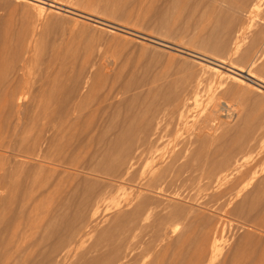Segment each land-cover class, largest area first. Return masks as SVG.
Segmentation results:
<instances>
[{
  "label": "rangeland",
  "instance_id": "obj_1",
  "mask_svg": "<svg viewBox=\"0 0 264 264\" xmlns=\"http://www.w3.org/2000/svg\"><path fill=\"white\" fill-rule=\"evenodd\" d=\"M36 1L39 2L36 3ZM197 1L201 0H0V134L4 132V136L7 135L5 136L7 140L4 142L3 136L0 135L2 147L5 148H2L0 143V210L5 208L7 201L20 200L22 188L26 184V186L35 184L37 187L51 180L54 186L68 187L76 186L75 184L85 185L87 181L103 187L107 183L110 185L113 183L104 177L98 178L79 172L81 170L77 172L70 171V169L62 170L55 166V163L48 162L52 163L51 165L44 163L46 156L44 154L47 152L44 150V145L47 141H54L53 145L49 141L52 147L48 145L53 151H51L52 155L58 154L60 149V153L66 152L63 148L70 147V142L76 139L74 133H79V128H81L79 124L75 125L77 132L73 123L70 124V128H68L69 125L65 128L63 126V130L62 126L55 124V127L52 126L49 133L47 132L46 138H42L41 144L43 145L40 144L42 147L39 145L37 149L34 145L36 140L33 138L38 137L36 134L41 131L46 117L63 113V107L66 104L64 99L76 79L80 78V83L86 84V89L84 88V91L79 94L82 98L78 97L75 102L76 106H79L85 98L90 100V103L95 99V102L96 97H99L103 90L111 87L113 83L125 85V83L129 84V81L130 83L147 82L166 91L170 89L169 91L182 95L188 90L189 96L184 95L186 100L181 108L178 107L180 110L174 109L175 111L166 117V122L164 120L163 125L165 126H162L161 132L164 141L161 140V144L158 142V145L157 143L155 145V148L158 146L160 149L157 148L156 151L154 147H150L151 144L146 143L144 146L138 141L130 143L131 147L129 143L126 144L128 149H133V154L131 153L129 159L133 157L136 162L137 168L135 167L132 173L135 175L134 181L129 184L125 181L120 182L122 190L113 192L112 199L108 200L109 203L105 202L99 207V213L92 222L93 226L85 236L86 239L84 238L85 247L88 249V245L89 248L94 246L101 232L112 224L124 206L129 204L135 206L141 202L144 198L143 194L146 195L148 192L145 191L148 188L147 185L157 181V178L163 175L162 173L175 158L174 156L184 157L182 160L180 158L182 164L193 160L191 157H194V152L201 145L197 141L195 143V140L204 126L205 116L207 117L215 108L219 111L227 104L230 105L228 113L220 110L217 115L219 118L209 123L208 129L205 130L209 136L208 150L205 155L210 153L209 157L213 154L217 157L218 154L221 156L220 160L222 157L227 158L226 160L222 158L224 165H220L221 161L213 160V156L212 159L210 158L213 163L210 164L215 168L211 167V173H209L210 170L203 169L198 162L197 164L191 162L196 166L185 172L179 180H175L162 190L148 192L147 196L162 202L165 200L167 202V199L171 200L170 202L177 204L175 206L182 205L180 208L184 211L180 219L182 221L179 220L182 230L170 237L163 235L160 238L165 241L163 247L171 242L174 244L177 240L182 241L183 238L188 240L191 238V243H193L191 250L202 256L198 254L199 264H264V215L260 213V219L257 213L262 209L259 208L258 211L254 209L255 213L250 206H256L257 201L264 202V192H262L264 191V89L261 88L264 87V0H228L230 3L227 0H215L218 3L216 2L214 7V4H211L214 0L203 1L201 7L196 5ZM35 4L39 6L36 7ZM213 45L223 46L222 50H215ZM232 72H237L245 83L240 86L230 81L229 77L235 76ZM14 82L16 84H12ZM245 84L248 85L244 86ZM12 85L14 87L9 89ZM257 88L260 91L255 90ZM17 89L21 95L25 94L24 100L20 101L24 103L19 104L17 101L20 96L17 94ZM14 100L18 105L13 103ZM8 105L15 107L10 108L11 106ZM94 108L96 109L92 104L88 111L94 113ZM19 109L26 111L20 113ZM80 114L82 113L72 111L69 119L74 122L80 120ZM182 115H186V118ZM244 116L250 122L248 125ZM18 117H21V120ZM244 125L250 128L249 130H253V134H246ZM239 137L241 140L237 139ZM44 139L48 140L44 142ZM64 142L68 144L66 143L65 146ZM63 143L64 146H62ZM28 145L31 147L28 150L29 155L26 151L28 148H24ZM9 146L13 149L9 150L7 148ZM45 147L48 148L47 145ZM23 148L26 153L21 151ZM31 149L34 150H32L33 154L36 150L38 151L35 152V157ZM17 150H20L22 154H19ZM220 151H223L221 152L223 156ZM223 153L228 155L225 154V156ZM38 154L42 156L43 162ZM79 154L77 152L73 156L79 157ZM66 155L69 159L74 158L68 153L62 154V157L61 155L56 157L65 158ZM78 157H76L77 160ZM83 158L82 156L81 159ZM129 159L126 166H128ZM40 165L45 170L39 171L43 169ZM170 173H167L169 179L172 177ZM137 196L142 197L139 199ZM47 206L49 207V204ZM158 211L147 214L145 222L130 232L129 236L132 240L134 239L132 243L138 239L133 244L140 247L141 242L147 243L145 246L137 247L136 253L140 258L138 259H142L141 262L138 260L137 264H152L155 255L161 253L153 243L158 239L156 229L152 228L158 219ZM0 219L2 230L7 226L8 220L2 218L1 215ZM45 222L39 221L36 225H48ZM22 227H18V230L24 229L23 225ZM14 230L17 231L15 227ZM152 231H155L157 235ZM27 235H25L26 239L29 237L33 239L34 234ZM37 236H34L32 242L39 240L40 236ZM200 244L204 246L198 247ZM46 245L38 246L39 250L36 251L45 249ZM138 248L141 249L140 253ZM83 250L78 251L77 255L74 254L70 261L71 264H76ZM203 250L205 253L202 252ZM194 251L192 252L196 255ZM247 253H254V255L249 256ZM98 255H100L98 252L91 254L93 257Z\"/></svg>",
  "mask_w": 264,
  "mask_h": 264
},
{
  "label": "bare ground",
  "instance_id": "obj_2",
  "mask_svg": "<svg viewBox=\"0 0 264 264\" xmlns=\"http://www.w3.org/2000/svg\"><path fill=\"white\" fill-rule=\"evenodd\" d=\"M203 1H205V0H201L199 2L197 1L196 5L197 6L199 5V7H201L200 5ZM27 2H29V1H27ZM37 2H39V1H36V3ZM216 2L217 1L214 0V2L211 3V4H214L213 7L215 6ZM227 2H228V0H227ZM228 3H230V2H228ZM32 4H34V2ZM42 4L45 5V3H42ZM206 5H208V4H206ZM35 6H36V4H35ZM38 6H36V7H38ZM40 7L44 8V6H40ZM199 7H197V8H199ZM231 7H234V6H231ZM183 8H185V7L183 6ZM190 8H192V7H190ZM38 9H40V8H38ZM211 10H213V8ZM230 10H232V9H230ZM181 13H183V12H181ZM220 15H221V13H220ZM222 47L223 46H221V45H213V48H215V50H218V51L222 50ZM21 67H24V66H21ZM214 70H217V69H214ZM238 72L243 73L242 71H238ZM68 74H69V72H68ZM232 74H234L235 76L229 77L230 81L237 83L240 86H241V84L245 83L243 80H241V76L237 72H232ZM247 76L251 77L252 79L259 81L258 79H256L253 76H250V75H247ZM97 80H99V79H97ZM96 82H98V81H96ZM117 82H115V83H117ZM140 82L139 83L138 82L130 83V81H129V84L125 83V85H123V84L117 85V84L113 83V84H111V87L107 88L106 90H103L101 95L99 93H97L100 96L96 97L95 102H94L95 99H93V98H92L93 101H91L92 103H90V100L85 98L82 103L80 101H78L81 104H79L77 102V104H79V106H76L75 102L78 100V97H80V95H79V94H81L80 92L84 91L83 90L84 88L86 89V87H85L86 84L85 85H83L84 83L81 84L80 78H78L74 81L73 86L69 89V91L66 95V99H64L65 100L64 103H66V104L63 107V111H62L63 113L60 112L61 114L59 113L57 115L54 114L51 117H49V116L46 117L47 119H45V120L47 122L45 123V120H44V122L42 124L43 127H41L42 128L41 131L40 132L38 131V134L39 133L40 134L39 135L36 134L38 137L35 136L37 139L33 138L36 141H34L32 139V141H34V143H35L34 145H36V147L39 146L43 141L42 138L43 137L46 138V135H48V133H49V129L52 126H54L55 124L62 126V130H63V126H64V128L67 127L66 125H69L68 128H70L71 123L74 124L73 126H74V129L76 130L77 126H75V125L79 124L81 127V128L78 127L79 133L77 132L78 129L76 130V132L78 134L74 133V134H76V139L72 142H70L71 140H69V141L67 140L68 142H70V144H69L70 147H67V148L64 147L63 149H64V151H66L64 153L65 154L68 153V155L73 156V155L77 154V152H78V154L79 153H81V154H79V157L76 155V156H73L74 158H71V159L67 158L68 157L67 155H66V157L63 156L65 158H61L62 154H64V153H60L61 149L59 148L60 154L57 152L58 154L55 153L56 155H52L53 151L51 148L48 147V145L50 146V143H51V145H53L54 141L53 140L50 141L48 139H47L48 140L47 141L44 139L45 140L44 142L47 141L46 145L48 147V148H46L45 147L46 145H44V150H45V152L47 151L46 153L44 152L45 153L44 155H46L44 157V159H45L44 163H46L47 165L48 164L51 165L52 163L53 164L55 163L56 164L55 166L61 168L62 170L63 169H65V170L70 169V171L74 170L76 172L81 170L79 172L87 173L90 176H94V177H98V178L104 177L113 183L111 185L109 183H107L109 185H107V184L105 185L103 183L105 186H103V187L100 186L102 188L98 187V185H96V184H92L91 182H90L91 183L90 184L87 181L86 182L88 184H86V182H85V185L75 184L76 186L71 185V186L65 187L63 185L64 187H60L58 185L59 181L57 184L58 186H54L51 183V180H49L50 182H46L42 185H38L37 187L35 186V184H34V186H32L33 185L32 183H30V184H32L30 186L29 185L26 186L27 184L25 185L26 187L21 186V187H23L22 188L23 192L21 191L22 195H21L20 200L14 199L17 202H15L14 200H13L14 202L13 201H11V202L7 201L8 204L6 202L5 208L3 207L2 210H0L1 217L8 220L7 226L4 227L2 230H1V226H0V264H71L70 261L72 260L74 254L76 253V255H77L79 253L78 251H80L82 249H84V250L81 252L80 256H78L79 259L76 262V264H137V263H139L138 260L140 259L138 257L139 255H137V253H136L137 247H139V246L137 244H133L135 241L133 243L131 242L134 239L132 240L129 235H130V232H132V230L135 227L141 226L143 224L142 222H145L144 220H145V216L147 214H150V213L154 212L155 210H159L158 211V219L156 221V224L152 228L156 229V233L158 234V239L155 238L156 240H154L153 243H154V247L159 248L158 249L159 253L160 252L161 253L159 254L157 252L159 255H155L156 257L154 258V261L152 264H199L200 263V257H199L200 254L198 252L196 253V251H194V250H191V245L193 244V243H191V238H189V240H190L189 241L188 239H185L182 237L183 238L182 241L177 240V241H175L176 243H174V244H172V242H171V244H169L165 247L162 246L165 241L160 240V238L163 235L166 237H170V235L171 236H172V234L175 235V233L180 232V230H182L181 226H180L181 225L180 221H182L180 219H181V216H183L182 215L183 210L180 208V206H182V205L179 206V204H178V206H175L177 204L170 202L171 201L170 199H169L170 201H168V199H167V202H166V200L164 202H162L161 200H153L147 196L148 195L147 193L151 192L153 190L156 191V190H162L163 188H167L175 180H179L185 172L191 170L194 166H196V165L192 164L191 162H196V164L198 162V164L203 166V169H206L208 171L211 169V167L212 168L214 167L210 164V163H213L211 161V159L214 156V154L211 155L210 157H209L210 153L208 155L207 154L205 155V153L207 152L206 150H208L207 149V143H208V139H209L208 138L209 136H208V134H206L205 130L208 129L207 126L209 123L215 121V119L218 117L217 115H218L220 110H222L225 113H228V111L230 110V105L228 106L227 104H226V107H222L221 109H219V111L216 110V108H215V110L213 112H211L207 117L205 116V121L203 123L204 126H202V128L200 129V133L197 135V139L195 140V143L198 142L201 145L199 146L198 150L196 152H194V157H191V158H193V160L191 162L189 161L185 164H182L183 162L180 163L181 157L179 158L178 156H174L175 158L170 162V164L168 166L166 165L167 168H166V170H164L165 172L162 173L163 175L160 178H157V181H155V182L153 181L148 185L145 184L146 188L148 186V188L145 189V191H148V192L146 193V195L143 194L144 198H142L141 202L139 204H136L135 206H132V204L124 206V208H122L123 210L119 211L120 212L119 215L112 222V224L111 225L109 224L110 226H108V228H106L105 230H103L101 232L98 240L96 239L97 240L96 243L93 242V244L95 243L94 246L89 248V245H88L87 246L88 249L85 247L84 238L86 235H88V231L90 230L91 226H93L92 222L95 220L96 216L99 213V207L103 206L102 205L103 203L108 202V200L111 198V195L114 194L113 192H115V191L118 192V191L122 190V186H121L122 184L119 185L120 182L124 183V181H125V182H128V184H129V182L134 181L133 178L135 177V175L132 173L135 171L134 169L136 167V162L134 161L133 157H132V159H129L133 149L132 148L128 149V147H126V144L129 143V146H130V143L138 141V142L142 143L141 145H144V146L146 145V143L149 145L151 144L150 147H152V148L153 147L155 148L156 147L155 145H156V143L158 145V142H159V144H161L160 141L163 140L161 137V132L163 129L162 126H165V125H163V123L165 124V122H166L165 119H167L166 117L171 115L172 112L175 111L174 109L177 108L176 111H178V109H179L178 107L181 108V106L184 103V100H186V97L184 95H188L187 89H185V90H187L186 94L184 92V89L182 90L184 92V95H182L179 93H173V92L169 91L170 89L168 91H166L165 89H162L159 86H154L152 83H147V82H141L140 83ZM259 82H261V81H259ZM86 83H88V82H86ZM91 83H93V82H91ZM8 84L10 85L11 83H8ZM12 84H16V83L14 82ZM55 84H56V82H55ZM247 85L245 84L244 86H247ZM6 87H7V85H6ZM12 87H14V86L13 85L10 86L9 89H11ZM261 88L264 89V87H261ZM2 89H4V88H2ZM18 89H17V91L19 93L17 92V94H20V91ZM6 90H8V89H6ZM255 90L260 91V89H258V88ZM5 94H6V92H5ZM6 95L9 96L8 94H6ZM22 95L20 94V96H18V98H17V101L19 102V104L24 103V102L20 103V101L24 100L23 97L25 96V94H22ZM93 95H94V92H93ZM15 97H16V95H15ZM15 97H13V98H15ZM224 97H225V95H224ZM80 98H82V97H80ZM116 99H118L119 101L121 100V101L118 102V100H117V102H113ZM15 100L13 103L15 105H18L16 103L17 101L15 102ZM110 102L117 103V104L114 105L113 103H110ZM9 103H11L10 100H9ZM108 103H109V105H108ZM92 104L94 107H96V109L94 108L95 109L94 113H92L91 111H88V109L91 107ZM12 106L10 108H12ZM47 106H48V104H47ZM14 107L15 106H13V108ZM72 111H75V113H76V111H78L79 113H82V114H80L81 119L77 120V121L75 120V122L73 120L69 119L70 118V112H72ZM86 111L90 112L91 114L87 113ZM19 112L21 113L23 111H21L19 109ZM248 115H251V114L248 113ZM22 116L24 117V115H22ZM185 116H183V117H185ZM244 118H245V116H244ZM19 119L21 120V117ZM29 119H31V118H29ZM164 120H165V122H164ZM248 120L250 121V119H248ZM22 121H23V119H22ZM246 121H247V119H246ZM167 122H168V120H167ZM40 123H42V122H40ZM249 123L250 122L247 121V125ZM244 124H246V123H244ZM168 126L170 127V124ZM168 126H166V127H168ZM200 126H199V128H200ZM244 127H245V129H244L245 133L247 132L246 134H248V135H251V133L253 134V132H252L253 130H249L250 128L248 129L246 127V125H244ZM58 129H60V128H58ZM30 130H31V128H30ZM230 131H232V130H230ZM29 133H31V132H29ZM72 133L73 132H71V135H73ZM166 133H165V135H167ZM4 134H5L4 132H3V134H0L4 138L3 142H4V140L5 141L7 140V138H5V136H7V135L4 136ZM243 134H244V132H243ZM193 135H192V137H193ZM229 135H230V133H229ZM242 136H245V135H242ZM240 137H241V135H240ZM240 137L237 139L241 140ZM8 138H9V136H8ZM240 140H239V142H240ZM1 141H0V143H1ZM22 141H23V139H22ZM49 141H50V143H49ZM235 141H236V139H235ZM7 142H9V141H7ZM26 143H27V141H26ZM64 143H63V145L62 144L61 145L64 146ZM66 143H65V146H66ZM237 143H238V141H237ZM193 144H194V142H193ZM11 145H12V143H11ZM41 145H43V144H41ZM41 145L39 147H42ZM26 146H27V144H26ZM1 147H2V143H1ZM13 147H14V145H13ZM13 147H12V149H13ZM21 147H22V144H21ZM36 147H35V149H36ZM50 147H52V146H50ZM2 148H4V147H2ZM7 148L9 150H12V149H10L11 148L10 146ZM24 148H28L26 150V151H28L29 148H31V147H29V145H28V147H24ZM24 148L21 151L22 152L24 151V153H26ZM157 148L160 149V147H158V146H157ZM157 148H155V150ZM37 149H39V148L37 147ZM140 149H142V147ZM32 150L33 149H31L30 151L32 152ZM217 150H216V152H218ZM21 151L19 150L18 153L20 154ZM35 152H38V151L36 150ZM35 152H34V154H35ZM40 152H41V155H43L42 154L43 152L42 151H40ZM143 152H144V150H143ZM221 152H223V151H220V154L222 155ZM34 154L32 152V155H34ZM27 155H29V151H28ZM59 155H61L60 158L56 157ZM81 155L84 157L83 159H81L82 158ZM178 155H179V153H178ZM226 155H228V154H226ZM17 156H21V155L17 154ZM13 157H15V156H13ZM24 157H27V156H24ZM34 157H35V155H34ZM76 157H78V160L81 159V161H78L76 159ZM215 157H216V155L214 156V158ZM220 157L221 156H219L217 154V157L215 159L213 158V160H216L217 162L221 161L220 165L221 164L224 165L225 162H222V158L224 160H226L227 158L225 159L224 157H222L220 160ZM21 158H23V157H21ZM40 158H41V160L43 159L42 156H40L39 159ZM182 158L184 159V157H182ZM182 158H181V160H182ZM23 159H25V158H23ZM128 159L130 161L127 164L128 166H126ZM41 162H43V160ZM48 162H52V163H48ZM25 165H26V163H25ZM217 165H219V164H217ZM220 165H219V167H220ZM125 166L128 168H126ZM198 166L199 165H197V167ZM40 168H43V166H41ZM194 169H196V168H194ZM31 170H28V171H30V172L34 171V170L31 171ZM38 170H36V172ZM42 170H45V169L43 168V169H40L39 171H42ZM123 170L124 171L126 170V171L124 172ZM24 171L25 170H23V172ZM63 172H65V171H63ZM168 172L172 173V177L170 178L171 180L168 178V174H167ZM27 173L29 174V172H27ZM209 173H211V170ZM213 173L215 174V172H212V174ZM39 175L40 174H38V176ZM45 178H47V177H45ZM49 178H50V176H49ZM31 179H32V176H31ZM35 179L37 180V177ZM68 179H67V181H68ZM41 180H42V178H41ZM150 181H152V180H150ZM40 183L41 182H39V184ZM53 183H55V182H53ZM115 183L116 184L118 183L117 185H119V186H117V185L115 186L114 185ZM123 185H126V184H123ZM262 192H264V191H262ZM141 195H142V193H141ZM15 196H18V195H15ZM172 196H175V195H172ZM177 196H178V194H177ZM137 197L140 199L142 196L141 197L137 196ZM260 198H262V197H260ZM251 202H249V203H251ZM254 202H255V200H254ZM171 203L174 204V206H172ZM263 203L264 202H261V201L258 202L257 201L256 206L250 205V206H252V209H253L252 211L253 212L258 211L257 209H259V208L262 209L261 211H263L264 210V207H263L264 204ZM47 204H49V207L47 206ZM44 205H45V207H44ZM0 209H1V207H0ZM120 209H118V210H120ZM250 209H251V207H250ZM254 209H255V211H254ZM252 211H249V212H252ZM261 211H259L257 213V214H259V216H260V213L261 214L263 213V215H264V212H261ZM183 213H184V211H183ZM188 213H190V212H188ZM259 216H257V217L259 218ZM263 217H262V219H263ZM183 218L184 217H182V219ZM148 219L150 220V218H148ZM260 219H261V216H260ZM39 221H42V222L46 221L47 223L46 222L45 223L48 225H46V224H45L46 226L36 225V222H39ZM18 224L19 225L21 224L20 225L21 227L23 225L24 229H21V231H19L18 227H20V226ZM41 224H44V223H41ZM17 225H18V227H16ZM14 227L17 231L14 230ZM149 228H150V226H149ZM155 229H153V230H155ZM31 231H35L36 233H33ZM135 231L137 232L138 229ZM25 232L31 233V234L27 233L30 236L34 234L33 239H34L35 235H38L37 237L40 236L39 237L40 241L37 240L36 242L35 241L32 242L33 239H30L32 237H29V238L27 237L28 239H26L25 235H27V234ZM23 233H25V234H23ZM156 233H155V231L153 232V234L157 235ZM22 234L24 235V237L22 236ZM145 236H147V235L145 234ZM141 237H142V235H141ZM143 237H144V235H143ZM136 238H139V237H136ZM179 238H180V236H179ZM137 241H138V239H137ZM145 243L146 242H141L140 247L142 245L145 246ZM42 244H44V245L47 244L45 249L44 248L40 249V251L43 250L41 253H40V251L37 252L36 250H39V248H37L38 246L39 247L44 246ZM149 245H151V244H149ZM201 245L204 246L203 244H200L198 247H200ZM193 246H195V245H193ZM160 247H162V249ZM152 249H153V247H152ZM194 249H196V248H194ZM203 249L205 250L204 247H203ZM140 250L141 249L138 250L139 253H140ZM200 250H202V249H200ZM204 250L202 252L205 253ZM192 251H194L197 256ZM237 251H240V250H237ZM94 252H98V253H100V255L94 256V257L91 256V254L93 255ZM247 254H249V256L254 255V253H252V254L247 253ZM260 256H261V254H260ZM257 257H259V256H257ZM259 258H261V257H259ZM141 260H139V261L141 262ZM254 261H255V259H254Z\"/></svg>",
  "mask_w": 264,
  "mask_h": 264
}]
</instances>
